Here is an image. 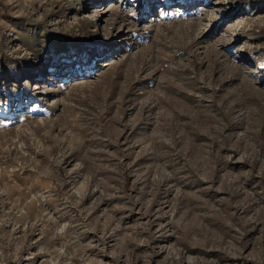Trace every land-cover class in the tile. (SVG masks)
<instances>
[{"label":"rangeland","instance_id":"1","mask_svg":"<svg viewBox=\"0 0 264 264\" xmlns=\"http://www.w3.org/2000/svg\"><path fill=\"white\" fill-rule=\"evenodd\" d=\"M0 264H264V0H0Z\"/></svg>","mask_w":264,"mask_h":264}]
</instances>
